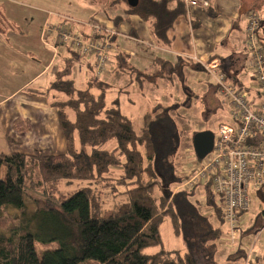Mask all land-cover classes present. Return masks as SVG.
I'll return each mask as SVG.
<instances>
[{
  "label": "trees",
  "instance_id": "trees-1",
  "mask_svg": "<svg viewBox=\"0 0 264 264\" xmlns=\"http://www.w3.org/2000/svg\"><path fill=\"white\" fill-rule=\"evenodd\" d=\"M101 2L104 9L123 7L127 15H139L149 25L158 44L164 47L171 46L168 33L176 19L188 10L184 0H139L136 6L129 5L128 0H99ZM240 2L248 8L242 0ZM253 8L249 7L247 14L254 11ZM259 17L258 38L264 45V17ZM75 21L65 18L61 24L73 33L89 36L90 31L83 23H79L84 27L81 31L70 28V22ZM11 26L12 22L0 10V31L5 32ZM244 48L247 59L249 50L245 42ZM119 58L125 60V55L120 54ZM219 60L228 79L236 83L231 72V57L221 56ZM153 64L154 70L123 67L114 71L127 72L144 87L146 81L155 84L159 79L172 78L178 69L185 70L184 66L169 64L162 58H155ZM188 65L194 66L190 61ZM202 68L205 72L203 65ZM102 76L95 74L93 65L87 84L79 87L69 69L58 72L49 86V91H62L67 96L52 102L64 132L65 151L46 154L0 152V264H81L89 259L98 264H200L192 249H166L163 244L161 224L164 218L170 216L175 234L180 233L182 224L172 204L175 195L171 190L172 183H181L184 179L171 162L179 142V131L170 130L166 140H159L154 131L159 120L166 118V109L170 108L162 109V103L154 105L144 114V124L137 132L129 116L115 105L108 106L107 83ZM142 76L145 78L141 80ZM182 92L185 99L180 105L191 95L184 83ZM70 111L74 113L73 118ZM111 141H115V145L108 148ZM194 154L196 161L202 160L195 150ZM59 180H89L94 185L83 187L50 205L47 199L51 197V184ZM118 186L123 190L116 191ZM200 186L205 188L209 206L220 222L225 223L211 181L186 188L189 190L186 193H193ZM109 187L108 193L122 194L125 199L106 207ZM29 202L33 208H29ZM260 214L263 221L264 209ZM259 221L260 218H252L253 224L242 233L260 227ZM221 236L220 227H209L201 236L203 257L213 264H216ZM36 242H57V246L39 253ZM153 246H160V249L146 250ZM246 255L239 252L238 260L245 259ZM252 260L247 264H255Z\"/></svg>",
  "mask_w": 264,
  "mask_h": 264
},
{
  "label": "rangeland",
  "instance_id": "rangeland-1",
  "mask_svg": "<svg viewBox=\"0 0 264 264\" xmlns=\"http://www.w3.org/2000/svg\"><path fill=\"white\" fill-rule=\"evenodd\" d=\"M6 1L2 0L4 3ZM37 1L40 0H20L22 3ZM95 1L99 3V0ZM42 2L50 8L68 13L73 17L72 20L86 21L93 18L95 14L104 11L94 3V0H43ZM242 2L248 7L246 12L249 7H254L253 10L264 17V0H242ZM15 9V15L10 14L11 20L5 16L12 22V26L8 27V31L0 36V53L10 52L9 55L0 56V100L13 94L8 102L0 106V116H8L5 114L10 113V115L16 116L18 123L16 126L10 127V131L7 130L5 134L3 133L2 140L5 143L0 142V151H22L35 154L60 153L66 150V141L59 123L57 108L52 102L56 96L63 99L65 92L50 90L49 93H35L37 88L49 89L51 82L56 77L57 73H53V68L57 66L56 62L49 70L44 71L46 64L53 56V50L46 46L42 36L40 37L39 24L30 25L27 21L22 12V9L27 12V9L22 6H16ZM70 27L73 29V22H70ZM239 42L237 46H233V42H229L230 48L233 46V50H230L229 54L237 55L235 57H238L239 61L236 65L238 71L232 67L231 72L238 78L236 83L240 87H247L254 81L251 73L245 67L247 51L244 48V41ZM225 56H228V53ZM235 60L237 62L236 58ZM187 68L188 66L185 70ZM185 70L178 69L172 78L159 79L155 84L146 81L144 87L139 85L134 76L121 75L118 79H114V83L112 82L113 87L108 90L106 99L108 106L115 105L119 111L131 118L137 132H140L144 124V114L154 105L162 103V109L168 106L170 110L166 109L168 112L166 118L159 120L154 131L159 140H166L170 130L171 132L179 131V142L176 151L171 156V162L177 168L178 174H182L186 179L188 170L191 171L192 166L196 165L193 164L196 162L193 150L195 133L211 130L217 134L222 124L231 125L233 123L229 104L219 94L214 82L208 78L207 74L200 69H188L187 72ZM171 74L168 73V75ZM144 78L145 76L140 77L141 80ZM29 79L33 80L26 84ZM129 83L131 84L125 87ZM183 83L188 87L191 95L189 99L185 100V104L180 105L185 99V94L182 92ZM70 117H74V113L71 111ZM2 128L4 127H1V131ZM159 140L157 141L159 142ZM114 145L115 141H111L107 147L112 148ZM182 183L183 181L172 183L171 186L175 195L172 204L182 220L180 233L175 234L170 216H166L161 224L163 244L166 249H192L200 264H213L203 257L204 250L201 242L202 234H205L210 227L207 219L210 218L208 212L212 211V220L222 230L219 241L221 252L220 250L217 252L216 264H231L230 262L238 257L239 252L247 255L245 259L242 258L233 264H247L250 259H253L252 263L264 264V233H260V227L252 232L242 233L253 224L252 218H260L262 223L260 214L264 209V194L262 192L256 193V199L253 200L251 209L245 214L248 217L242 223L243 231H240L239 237L232 243L227 234L228 226L220 222L216 212L206 200L205 188L200 186L193 193L187 194L186 192L189 190L186 189L187 187H182ZM91 184L94 185L89 180H73L72 182L59 180L51 184V189L49 188L51 197L47 200L50 205H53L56 200L58 202L59 199ZM109 190L110 187L106 191V200L108 201L105 204L106 207L125 199L122 194L108 193ZM121 190L123 187L118 186L116 191ZM157 193L159 192L157 191ZM215 198L217 199V195ZM29 208H33L32 202H29ZM10 211L15 210L10 209ZM36 243L39 253L57 246V242ZM158 249L160 246L149 247L146 250L155 252ZM229 252L230 254L233 252L235 255H229ZM228 255L230 257H227ZM81 264H98V262L89 259Z\"/></svg>",
  "mask_w": 264,
  "mask_h": 264
},
{
  "label": "built area",
  "instance_id": "built-area-1",
  "mask_svg": "<svg viewBox=\"0 0 264 264\" xmlns=\"http://www.w3.org/2000/svg\"><path fill=\"white\" fill-rule=\"evenodd\" d=\"M187 7L206 8L209 0H184ZM89 36L73 33L65 24L46 22L42 39L55 55L60 46H67L80 55H93L97 76L108 73L112 38L116 32L96 20L83 22ZM259 14L248 12L246 23V68L253 85L240 87L228 79L219 59L203 64L208 78L230 107L231 125L222 124L215 136L214 147L201 161H196L182 187H193L211 181L228 226V238L234 243L243 229L256 193L264 194V45L259 41ZM242 228V229H241ZM264 233V219L260 226Z\"/></svg>",
  "mask_w": 264,
  "mask_h": 264
},
{
  "label": "crops",
  "instance_id": "crops-1",
  "mask_svg": "<svg viewBox=\"0 0 264 264\" xmlns=\"http://www.w3.org/2000/svg\"><path fill=\"white\" fill-rule=\"evenodd\" d=\"M42 1L43 0L22 3L20 0H7L6 3H4L1 0L0 10L7 18H9L11 13H16V6L25 7L27 12L23 9L22 12L25 14L30 25L33 23L39 24L38 30L40 37L42 36V30L46 22L60 24L65 18H73L68 13H63L58 9L50 8ZM94 3L100 6L104 11L103 13L95 14L93 18H90L89 20H96L116 32L112 41L114 50L111 53V62L108 68L109 71L101 78L107 83V93L108 90L113 87L112 82H115L114 79H118L121 75L128 74L127 72L118 74L114 69L133 67L138 71L154 70L153 62L155 58H162L169 64L184 66L183 69L188 66L186 72L188 69H200L203 71L202 65L212 61L211 59H213L215 55L216 57L214 60L220 59L221 56H225L228 53V56L231 57L233 62L232 67L236 70V65H238L239 62L238 57H235L237 55L231 56V53L229 54V52L233 50V46H237V44L240 43L239 41L245 42L244 29L247 20L246 9L242 6L240 0H209L210 5L207 9L200 7H187V13L180 15L176 19L173 27L168 33V36L172 41L170 47H164L158 44L150 31L149 25L147 22L143 21L139 15H127L124 12L123 7L110 6V8L104 9V6L102 5L103 2L97 3L94 0ZM115 18H118L117 22L115 21ZM9 19L11 20V18ZM83 22L85 21L76 20L75 23H73L72 30H83V25L79 24ZM2 33L5 34L6 31H0V36ZM229 42H233L234 45L232 48H230ZM228 48L230 49L227 50ZM57 52L58 54L55 55L53 51V56L46 64L44 71L49 70L56 62L57 66L53 68V73L64 72L65 70L70 69L71 76L74 78L76 84L78 86L81 85L79 87H84L92 74L94 57L92 55H79L67 46L60 47ZM9 54L10 52L7 51L0 53V56H6ZM120 54L125 55V60H120ZM235 58L237 59V62H235ZM191 59L197 62H194ZM189 61L194 64V66H189ZM161 65V63H158V66ZM233 78V80H238L236 76ZM32 80L33 79H29L26 84L30 83ZM130 84L131 83L126 84L125 87ZM47 92L49 93L48 89H35L36 94ZM12 95L13 94H10L1 99L0 106L8 102ZM66 97L65 94L64 98ZM56 99L61 98L56 96L54 100ZM5 115L8 116H0V142L2 141V144L5 143V141L2 140L3 133L5 134V131L7 130L10 131V127H14L16 126V123H18L15 115H10V113ZM1 127H4L2 128V131ZM212 213V211L208 212L210 218L207 217L210 227H219L218 225H215L212 220ZM220 247L221 244L218 241V251L220 250L221 252ZM228 254L235 255L233 252H231V254L229 252ZM229 255L227 257H230ZM237 261H240L238 260V257L234 258V261H231L230 263L233 264Z\"/></svg>",
  "mask_w": 264,
  "mask_h": 264
},
{
  "label": "water",
  "instance_id": "water-1",
  "mask_svg": "<svg viewBox=\"0 0 264 264\" xmlns=\"http://www.w3.org/2000/svg\"><path fill=\"white\" fill-rule=\"evenodd\" d=\"M139 0H128V4L136 6ZM215 134L211 130H203L195 133L193 146L198 158L203 159L211 153L214 147Z\"/></svg>",
  "mask_w": 264,
  "mask_h": 264
}]
</instances>
